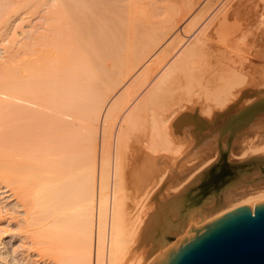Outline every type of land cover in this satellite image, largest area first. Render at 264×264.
Wrapping results in <instances>:
<instances>
[{
    "label": "bare ground",
    "instance_id": "6f19581e",
    "mask_svg": "<svg viewBox=\"0 0 264 264\" xmlns=\"http://www.w3.org/2000/svg\"><path fill=\"white\" fill-rule=\"evenodd\" d=\"M118 1L0 0V186L52 264H168L264 203V0Z\"/></svg>",
    "mask_w": 264,
    "mask_h": 264
},
{
    "label": "water",
    "instance_id": "95a60500",
    "mask_svg": "<svg viewBox=\"0 0 264 264\" xmlns=\"http://www.w3.org/2000/svg\"><path fill=\"white\" fill-rule=\"evenodd\" d=\"M168 264H264V203L227 211L181 245Z\"/></svg>",
    "mask_w": 264,
    "mask_h": 264
},
{
    "label": "rangeland",
    "instance_id": "374dc122",
    "mask_svg": "<svg viewBox=\"0 0 264 264\" xmlns=\"http://www.w3.org/2000/svg\"><path fill=\"white\" fill-rule=\"evenodd\" d=\"M120 1H118V4ZM121 3L123 4L124 2L121 1ZM31 15L22 14L20 17L24 20H21V18L17 19L19 25H21L19 22L22 21V25L20 26V28H23L22 30L27 31L32 24L39 23V15ZM17 20L13 22L10 20V22L13 25L16 22L18 26ZM12 24L10 27H12ZM13 30H17V34L19 30L21 31L19 28ZM1 51L0 49V55L2 54ZM237 165L246 172H257L260 175L264 174V159L262 158L251 162L242 161L237 163ZM210 171L213 174L219 173L220 180L225 181L230 178V175L234 173L235 169L233 167L229 168L222 162L218 170ZM262 185H264L263 182ZM128 202L130 203V201ZM146 206L149 210H153L155 207L154 201L149 202ZM22 216L21 208L16 205L12 197H8V192L0 186V264H52L48 257L42 253L40 247L31 242L30 234L26 232L22 223Z\"/></svg>",
    "mask_w": 264,
    "mask_h": 264
}]
</instances>
